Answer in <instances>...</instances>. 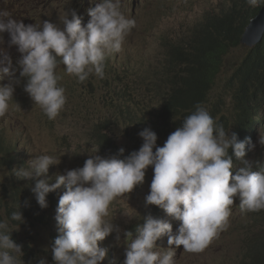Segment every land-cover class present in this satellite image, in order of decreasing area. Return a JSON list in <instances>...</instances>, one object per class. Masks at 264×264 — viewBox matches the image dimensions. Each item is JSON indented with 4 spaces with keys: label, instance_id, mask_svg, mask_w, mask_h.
Listing matches in <instances>:
<instances>
[{
    "label": "clouds",
    "instance_id": "obj_1",
    "mask_svg": "<svg viewBox=\"0 0 264 264\" xmlns=\"http://www.w3.org/2000/svg\"><path fill=\"white\" fill-rule=\"evenodd\" d=\"M227 1L208 8L207 17L189 39L183 31L159 36L167 50L161 59L162 72L164 63L172 61L176 45L192 51L189 44L208 18L233 10L235 2L218 11ZM247 3L253 7L263 5L253 18L264 8V0ZM60 20L63 27L54 23L53 16L29 21L0 11V44L9 40L12 44L0 48V120H7L20 97L38 105L49 120H55L67 103L65 89L71 90L72 98L79 95L82 83L90 76L105 77L112 60L116 69L127 71L129 80L133 75L139 79L142 76L139 69L131 66L132 59L121 61L139 44H130L139 23L135 17L122 13L121 0H77L74 9L61 15ZM152 36L147 38L150 42ZM243 37L240 44L223 55L225 62L216 87L231 53L243 45L247 48L244 59L264 39L263 35L251 47L242 41ZM243 59L233 68L229 80L240 74ZM63 65L75 82L63 81L59 72ZM117 73L120 71H114ZM165 75L169 83V72ZM167 84L158 86L159 90L166 89ZM216 87L211 101L227 116L223 112L224 97L212 100ZM163 96L162 105L169 95ZM148 103L143 104L144 112L138 115L146 119L147 125L139 126L133 120L138 135L130 149L117 145L108 134L123 118L108 104L112 118L99 124L93 121L89 129V135L102 151L97 154L96 150L90 158H81L75 164L62 150L36 154L30 161L15 156L17 146L24 151L25 145L15 139L9 143L0 128V156H6L3 163L9 171L11 188L4 197L12 199H6L1 206L18 207L10 214L3 212L7 218L0 220V264H107L108 246L111 264H180L181 255L203 254L213 247V240L218 241L232 229L237 211L249 214L253 221L260 217V225H253L246 232L239 256V264L252 263L251 254L256 255L259 247H264L263 242L254 241L256 237L262 238L264 228V104L259 103L258 110L255 109L253 128L247 132H234L231 124L216 120L209 107L197 103L190 115L174 120L177 124L182 122L181 126L175 123L161 133L155 130V122L162 105L153 120L147 119ZM84 108L77 109L78 116L85 113ZM234 112L235 109L227 117L230 119ZM101 131L119 151L106 146L104 138L98 136ZM256 148L257 159L252 156ZM152 167L154 176L150 194L145 197V211L125 231L128 243L120 244L121 235L109 236L119 230L112 223L110 206L142 185L147 169ZM31 210L41 215V222L46 224L50 220L48 246L37 254L20 236ZM123 212L129 217L137 216L131 211ZM168 215L181 222L174 231Z\"/></svg>",
    "mask_w": 264,
    "mask_h": 264
},
{
    "label": "rangeland",
    "instance_id": "obj_2",
    "mask_svg": "<svg viewBox=\"0 0 264 264\" xmlns=\"http://www.w3.org/2000/svg\"><path fill=\"white\" fill-rule=\"evenodd\" d=\"M77 0H0V11L6 10L12 16L21 19L33 20L35 17L43 18L53 16L56 24L63 27L60 16L71 12L74 9ZM102 2V0H101ZM221 0H121V11L124 14L133 16L137 19L139 26L134 31V37L130 44L138 43V47L127 52L121 59L133 62L131 66L139 69L138 73L148 78L143 84L139 78L127 76V71L116 69L115 62L112 60L105 71V77L98 79L90 76L82 83L79 95L70 97L68 88L66 90L67 103L65 109L57 116L55 120H49L43 110L32 104L30 101L19 100L12 105V110L6 121H3L0 128L5 131L4 137L10 143L14 139L25 145L23 151L19 147V155L14 152L13 155L26 157L28 161L37 154H48L62 150L65 156L72 162L77 163L81 158H90L91 153L98 150L95 139L89 135L91 123L99 124L103 119H110L111 113L108 104L111 101L110 94H113L117 104L126 114L133 112L134 116L143 114V104L148 106V118L155 120L158 111L161 109L164 94L167 88L155 91L160 85L168 83V77L162 72V57L167 53L164 43L159 36L161 34L173 35L177 32L188 33L205 15L208 8L217 6ZM231 0L221 6H229ZM219 7V9L221 8ZM69 18L71 16L69 15ZM153 35V36H152ZM152 36V40H148ZM8 37V36H7ZM10 40L0 44V48L10 46ZM247 52L245 46L235 49L227 59L228 67L220 77V82L216 87L213 101H217L222 95L224 97L223 112L230 116L235 109V103L232 94L228 90V80L233 73V68L237 67ZM114 71H120V74H114ZM59 72L63 76L65 83L75 82L65 72L64 65L59 67ZM129 80V81H128ZM16 85V84H15ZM127 98L137 99L142 105L139 107L135 102L127 101ZM223 105V103H220ZM84 108L85 113L77 115V109ZM89 116V117H88ZM137 125L133 121H126L124 118L118 120L109 130L108 134L114 139L117 145H122L130 149L135 142ZM137 133V134H136ZM257 140L260 133H257ZM2 144V143H0ZM257 145H260L259 141ZM262 145V144H261ZM102 151V150H101ZM107 153V152H106ZM104 153V154H106ZM252 156L257 159L258 148L254 150ZM6 156H0V202L3 197L11 192L8 184L9 171L7 170L3 159ZM17 160L16 162H18ZM13 170L15 168L13 167ZM154 176L153 167L147 169L145 181L142 185L136 186L131 193L124 194V197L118 198L110 206V216L112 223L118 227L109 236H120V244L128 243L125 231L132 228L140 220L145 211V197L150 194V184ZM12 201L11 198H6ZM133 208H131L130 206ZM123 210L134 212L136 217H129ZM0 220L7 218L6 209L2 207ZM137 211V212H136ZM41 215L34 211L27 212V222L20 231L23 240L33 247L34 254L45 250L49 243L50 220L46 224L41 222ZM171 219L173 231L180 225V221ZM260 225V222L251 220L249 214L237 211L233 219L232 229L218 240L211 242V247L203 254L181 255L180 264H239L243 238L251 225ZM111 256L108 254L110 264Z\"/></svg>",
    "mask_w": 264,
    "mask_h": 264
},
{
    "label": "trees",
    "instance_id": "obj_3",
    "mask_svg": "<svg viewBox=\"0 0 264 264\" xmlns=\"http://www.w3.org/2000/svg\"><path fill=\"white\" fill-rule=\"evenodd\" d=\"M235 2L232 11L222 16L211 15L203 28L200 29L192 42L189 44L192 51H185L184 46L176 45L177 51L172 53L171 62H165L163 69L165 73L169 72L170 78L167 84L165 99L162 109L159 112V118L155 122V130L163 132L164 129L171 128L180 116L190 115L197 103L209 107L216 120L221 123H229L234 127V132H247L252 127V119L255 115V109L258 110L259 103L264 104V39L256 48L249 50L240 66V74L229 80L228 90L232 94L235 102V112L229 119L221 114V110L215 108L211 101V94L214 91L221 65L225 62L223 55L233 46L240 44V39L250 23V20L259 12L263 5L251 6L247 0H231ZM227 6H221L218 11L226 9ZM208 12V11H207ZM200 17V20L186 36L191 37V32L201 26L202 20L207 17ZM179 50V51H178ZM134 78V75L132 76ZM143 80V84L148 78ZM159 87L155 88L158 91ZM127 101L140 103L137 99L127 98ZM113 112L118 113L124 119L135 120L139 126H146V119L141 116H134L133 112L126 114L121 110L115 97L109 102ZM219 116V119L217 118ZM182 125V122L180 124ZM104 138L106 146L111 151H119L117 145L111 138L102 131L98 135ZM5 162V159H4ZM6 199L3 197L0 202V212ZM18 207L6 208L10 214ZM20 210V208H19ZM260 219V217H259ZM262 238H255V242L264 243V228ZM251 264H264V247H259L257 254H251Z\"/></svg>",
    "mask_w": 264,
    "mask_h": 264
},
{
    "label": "water",
    "instance_id": "obj_4",
    "mask_svg": "<svg viewBox=\"0 0 264 264\" xmlns=\"http://www.w3.org/2000/svg\"><path fill=\"white\" fill-rule=\"evenodd\" d=\"M264 35V8L261 12L252 19L248 26L242 41L249 46H254Z\"/></svg>",
    "mask_w": 264,
    "mask_h": 264
},
{
    "label": "bare ground",
    "instance_id": "obj_5",
    "mask_svg": "<svg viewBox=\"0 0 264 264\" xmlns=\"http://www.w3.org/2000/svg\"><path fill=\"white\" fill-rule=\"evenodd\" d=\"M88 19H91V16L88 18ZM189 35V32L188 33H186V36H188ZM169 95V94H168ZM242 141H244L243 139H242ZM19 153V146H17V155H19L18 154ZM236 167V169L238 168V165H236L235 166ZM263 170H261L260 172H262ZM259 220V218H257L256 220H255V222L256 221H258ZM251 226H253V225H251ZM107 250H108V254L110 255L111 254V251H110V249H109V246L107 247ZM110 264H111V261H110Z\"/></svg>",
    "mask_w": 264,
    "mask_h": 264
}]
</instances>
